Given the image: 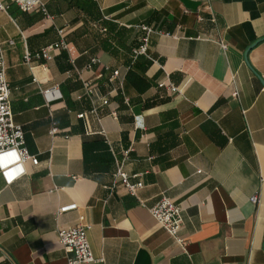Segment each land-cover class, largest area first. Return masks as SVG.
Instances as JSON below:
<instances>
[{"label":"crops","instance_id":"1","mask_svg":"<svg viewBox=\"0 0 264 264\" xmlns=\"http://www.w3.org/2000/svg\"><path fill=\"white\" fill-rule=\"evenodd\" d=\"M41 1L47 15L0 13L14 120L38 159L0 167V264H67L57 232L81 217L89 264H264V86L245 60L259 41L264 79V0ZM163 198L183 210L182 244L150 213Z\"/></svg>","mask_w":264,"mask_h":264},{"label":"built area","instance_id":"2","mask_svg":"<svg viewBox=\"0 0 264 264\" xmlns=\"http://www.w3.org/2000/svg\"><path fill=\"white\" fill-rule=\"evenodd\" d=\"M16 5L22 12L30 13L37 9H41L44 14L47 15L44 4L41 0H0V13H7L11 5ZM147 30V28H144ZM64 37L63 31L60 32ZM149 47V38H145L143 44L134 51L135 56L146 55ZM66 49L67 45L64 41L59 44L51 45L42 49L40 52L31 54L25 53L24 62L26 65L31 66L35 60L52 59V52L57 49ZM118 76V72L114 73ZM161 87H166L162 84ZM168 89L172 93H177L178 88L173 85H169ZM48 101L56 99L59 94L56 89H50L43 91ZM92 94L91 91H88ZM237 96V93L234 94ZM95 113V110L92 111ZM113 117L117 114L112 113ZM80 118H84L85 114L79 115ZM58 133V127L54 121H52L51 134L56 135ZM15 153L14 163L32 162L34 165H38V159L32 156L25 146V134L22 126L17 125L14 120V110L12 104V90L11 86L6 78V63L3 55L0 53V156ZM5 175H8V168L2 167ZM20 173L13 177H8L9 182ZM116 178L122 183L126 190L133 196H138V192L143 188V183H132L122 168L119 167L116 173ZM259 198L257 195L251 198L253 204H257ZM64 211L61 210L60 213ZM150 213L153 218L160 224V226L166 230L172 238L178 243L182 244L183 240L180 239L179 234L183 227V210L168 198H163L154 207L150 209ZM83 218H80V223L70 229H61L57 232V237L60 245L63 247L67 254V264H89L96 262L90 242L88 240L89 226L82 224Z\"/></svg>","mask_w":264,"mask_h":264},{"label":"water","instance_id":"3","mask_svg":"<svg viewBox=\"0 0 264 264\" xmlns=\"http://www.w3.org/2000/svg\"><path fill=\"white\" fill-rule=\"evenodd\" d=\"M264 40V39H263ZM259 42V41H258ZM258 42H256L255 44H253L252 46H250L249 48H248V50L246 51V55H245V60H246V63H247V65L250 67V69L255 73V75L258 77V79L261 81V83L263 84V86H264V79L262 78V76L259 74V73H257L254 69H253V67L251 66V64H250V62H249V58H248V55H249V53H250V51L254 48V47H256V45L258 44Z\"/></svg>","mask_w":264,"mask_h":264},{"label":"snow or ice","instance_id":"4","mask_svg":"<svg viewBox=\"0 0 264 264\" xmlns=\"http://www.w3.org/2000/svg\"><path fill=\"white\" fill-rule=\"evenodd\" d=\"M10 158H15V153H9L3 156H0V167H6L10 162Z\"/></svg>","mask_w":264,"mask_h":264}]
</instances>
